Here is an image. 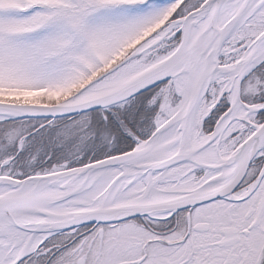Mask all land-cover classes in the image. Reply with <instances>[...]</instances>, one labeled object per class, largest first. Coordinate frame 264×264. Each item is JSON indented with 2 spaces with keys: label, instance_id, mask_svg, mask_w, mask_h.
Wrapping results in <instances>:
<instances>
[{
  "label": "snow or ice",
  "instance_id": "obj_1",
  "mask_svg": "<svg viewBox=\"0 0 264 264\" xmlns=\"http://www.w3.org/2000/svg\"><path fill=\"white\" fill-rule=\"evenodd\" d=\"M0 264H264V0H0Z\"/></svg>",
  "mask_w": 264,
  "mask_h": 264
}]
</instances>
